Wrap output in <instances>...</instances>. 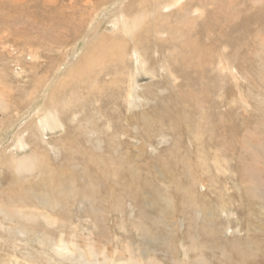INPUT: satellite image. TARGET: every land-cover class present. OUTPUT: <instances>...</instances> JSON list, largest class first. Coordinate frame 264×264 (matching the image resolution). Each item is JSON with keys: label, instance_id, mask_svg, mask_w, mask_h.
<instances>
[{"label": "rangeland", "instance_id": "rangeland-1", "mask_svg": "<svg viewBox=\"0 0 264 264\" xmlns=\"http://www.w3.org/2000/svg\"><path fill=\"white\" fill-rule=\"evenodd\" d=\"M198 1L0 0V264H264V0Z\"/></svg>", "mask_w": 264, "mask_h": 264}, {"label": "bare ground", "instance_id": "bare-ground-1", "mask_svg": "<svg viewBox=\"0 0 264 264\" xmlns=\"http://www.w3.org/2000/svg\"><path fill=\"white\" fill-rule=\"evenodd\" d=\"M201 1V0H200ZM200 1H198V2H200ZM190 2V1H189ZM192 2V1H191ZM180 3V2H179ZM194 3V2H193ZM137 4L138 5H142V2H137ZM191 4V3H190ZM195 4V3H194ZM194 4H192L191 6H193ZM187 4H185V7H188V6H186ZM196 5V4H195ZM198 5V4H197ZM196 5V6H197ZM143 6V5H142ZM184 7V8H185ZM190 7V6H189ZM188 7V8H189ZM193 8H194V6H193ZM181 9V8H180ZM183 9V8H182ZM181 9V10H182ZM146 10V9H145ZM184 10V9H183ZM121 11V10H120ZM122 12V11H121ZM183 12V11H182ZM181 12V13H182ZM184 13V12H183ZM117 14H118V12H117ZM149 14V13H148ZM177 15H180L179 13H176ZM187 15H189V14H187ZM147 16V15H146ZM158 16V15H157ZM208 16V15H207ZM116 18H118L117 16H116ZM130 17H128V14L127 15H123V20H122V22H123V31L124 32H126V34L127 33H131V32H133L132 33V36L134 35V37H135V35H136V32L138 31V29H140V27H141V25H142V23L143 22H146L145 21V18H139V16H136V17H131V20H128ZM121 19V18H120ZM119 18L118 19H116V21H117V23H118V20H120ZM155 18L153 17V19H152V21L154 20ZM217 19V18H216ZM115 20V19H114ZM148 20V19H147ZM150 20V19H149ZM156 20V19H155ZM214 20V19H213ZM128 21H130L132 24H133V27H131V28H129L128 27V25L129 24H131L130 22H128ZM186 21V20H185ZM120 22V21H119ZM121 22V23H122ZM155 22V21H154ZM117 23H115V24H117ZM148 23H149V21H148ZM162 23V22H161ZM161 23L159 24V25H161ZM169 23V21L167 22V24ZM119 24V23H118ZM171 25H172V23H170ZM187 24H189V22L187 21V23H186V25ZM167 26H170V25H167ZM122 27V26H121ZM172 27H174V25L172 26ZM177 27V26H176ZM143 28V27H142ZM141 28V29H142ZM169 28V27H168ZM190 28V27H189ZM207 28V27H206ZM151 29V28H150ZM159 29V28H158ZM162 29H164L163 27H161V29H159L160 31L162 30ZM172 29H175V28H172ZM171 28H170V30H172ZM191 29V28H190ZM143 30V29H142ZM180 30V29H179ZM151 31V30H150ZM156 31V35H159L158 33H157V31L158 30H155ZM176 31V30H175ZM174 31V32H175ZM143 32H144V30H143ZM159 32V31H158ZM162 32V31H161ZM173 32V33H174ZM135 33V34H134ZM138 33H140V32H138ZM152 33V32H151ZM151 33H145V35H147V34H149V35H151ZM154 33V32H153ZM182 33V32H181ZM144 33H142V35H143ZM175 34H177L176 32H175ZM218 34H220V33H218ZM94 35H96V34H94ZM99 35V34H98ZM139 35V34H138ZM155 35V34H154ZM171 35V34H170ZM221 35V34H220ZM99 36H102L101 34L99 35ZM144 36V35H143ZM171 36H173V34L171 35ZM170 36V37H171ZM177 36V35H176ZM183 36V35H182ZM181 36V37H182ZM108 38H109V36H107ZM145 37V36H144ZM178 37V36H177ZM180 37V38H181ZM200 37V36H199ZM221 37H222V35H221ZM103 38H105V37H103ZM126 38V37H125ZM128 38V37H127ZM126 38V39H127ZM141 38V37H140ZM146 38V37H145ZM172 38V37H171ZM184 38V37H183ZM225 38V37H224ZM91 39H93V38H91ZM99 39H100V42H101V40H102V37H99ZM106 39V38H105ZM110 39H111V37H110ZM133 39V38H132ZM143 39V38H142ZM147 39V38H146ZM182 39V38H181ZM227 39V38H226ZM230 39V38H229ZM95 40H97V39H95ZM134 40H135V38H134ZM134 40H132V42L134 41ZM179 40V38L176 40V41H178ZM108 41V40H107ZM129 41V40H128ZM230 41V40H229ZM93 42H95V41H93ZM109 42V41H108ZM112 42V41H111ZM113 42L115 43V42H118L115 38H114V40H113ZM134 42H136V40L134 41ZM141 42V41H140ZM227 42V41H226ZM97 43H99V42H96V44ZM101 43H103V41L101 42ZM110 43V42H109ZM120 43H123V40H121V41H119V43H117V44H120ZM130 43V42H129ZM149 43H151V42H149ZM188 43V42H187ZM233 43V42H232ZM100 44V43H99ZM98 44V45H99ZM133 44V43H132ZM131 44V45H132ZM136 44V43H135ZM142 44V43H141ZM102 45V44H101ZM107 45V44H106ZM110 45V44H109ZM130 45V44H129ZM130 45V46H131ZM149 45V44H148ZM147 45V46H148ZM156 45V44H155ZM104 46V44L101 46V47H103ZM112 46V45H111ZM129 46V47H130ZM132 46H134V45H132ZM150 46V45H149ZM148 46V47H149ZM136 47H138L137 45H136ZM100 49V47H98L97 46V49ZM105 48V47H104ZM144 48V47H143ZM97 49H95V50H97ZM98 49V50H99ZM129 49V48H128ZM138 49V48H137ZM145 49V48H144ZM143 49V50H144ZM156 49H158V48H156ZM97 50V51H98ZM101 50V49H100ZM110 50H112V49H110ZM139 50V49H138ZM149 50V49H148ZM107 51V50H106ZM136 52H137V54H138V51L137 50H135ZM145 51V50H144ZM152 51H156V50H152ZM160 51V50H159ZM190 51V50H189ZM86 52V51H85ZM99 52V51H98ZM102 51H100L99 53H101ZM110 52V51H109ZM139 52H140V50H139ZM145 52H149V51H145ZM144 52V53H145ZM94 53H95V51H94ZM93 53V54H94ZM97 53V52H96ZM96 53H95V55H96ZM120 53H123V51L121 50V52ZM127 53H129V52H127ZM161 53V52H160ZM86 54H87V52H86ZM150 54V53H149ZM148 54V55H149ZM193 54V53H192ZM88 55V54H87ZM100 55V54H99ZM107 55H109V54H107ZM115 55V54H114ZM124 55V54H123ZM138 55H140V54H138ZM151 55H152V53H151ZM158 55H159V53H158ZM161 55V54H160ZM89 56V55H88ZM98 56V55H97ZM106 56V55H105ZM117 56H119V55H117ZM126 55H124V58H126L125 57ZM135 56V55H134ZM162 56V55H161ZM112 57V56H111ZM139 57V59H140V61L138 60V62L140 63V64H142L141 66L143 67V68H145V66H144V64H145V62H144V60H145V58H144V56H138ZM154 57V56H153ZM106 58V57H105ZM129 58V57H128ZM160 58V57H159ZM158 58V59H159ZM162 58V57H161ZM165 58H166V56H165ZM93 59H95V58H93ZM148 59H149V57H148ZM151 59V58H150ZM156 59V58H155ZM197 59V58H196ZM97 60V59H96ZM104 60V59H103ZM136 60V61H137ZM85 61V60H84ZM95 61V60H94ZM127 61H128V59H127ZM148 61V60H147ZM157 61V60H156ZM158 61H160V60H158ZM99 62V61H98ZM118 62V61H117ZM130 62V61H129ZM134 62V61H133ZM94 63V62H93ZM103 63V62H102ZM149 63V62H148ZM96 64H97V61L95 62V64H92L91 66H93V65H95L96 66ZM104 64V63H103ZM102 64V65H103ZM167 64V63H166ZM208 64V63H207ZM89 66H90V64H88ZM101 65V66H102ZM162 65V64H161ZM82 66V65H81ZM100 66V65H99ZM109 66V65H108ZM119 66V65H118ZM110 67V66H109ZM234 67V66H233ZM82 68V67H81ZM98 68V67H97ZM226 68V67H225ZM91 69H92V67H91ZM112 69V68H111ZM114 69V68H113ZM116 70H118L117 68H115ZM82 70H83V68H82ZM101 70H103V72L101 71ZM101 70H100V68H99V72L101 71V73H104L105 71H104V69H102L101 68ZM110 70V69H109ZM90 71V70H89ZM92 71H93V69H92ZM146 71V70H145ZM142 72H144L142 69H140V73H142ZM172 73H173V71H172ZM171 73V74H172ZM115 74V73H114ZM132 74H133V72H132ZM144 74V73H143ZM88 75V74H87ZM168 75H169V73H168ZM173 75V74H172ZM95 76V75H94ZM98 76V75H97ZM174 76H176V75H174ZM173 76V77H174ZM178 76V75H177ZM91 77V76H90ZM143 77V76H142ZM3 78V77H2ZM128 78V77H127ZM141 78V77H140ZM145 78V77H144ZM149 78V77H148ZM154 78V77H153ZM153 78H151V79H153ZM94 79V78H93ZM146 79H147V76H146ZM136 81V80H135ZM150 81V80H149ZM128 82H129V79H128ZM137 82V81H136ZM37 83V82H36ZM141 86V85H140ZM49 87V86H48ZM134 87V86H133ZM135 89H136V87H135ZM142 89V88H141ZM43 90V89H42ZM53 90V89H52ZM135 93H136V90H135ZM134 93V94H135ZM94 94V93H93ZM92 94V95H93ZM133 95V94H132ZM112 96H114V95H112ZM131 97H135V96H131ZM136 98V97H135ZM188 98V97H187ZM47 99V98H46ZM186 102V101H185ZM91 103V102H90ZM186 104V103H185ZM185 104H184V106H185ZM2 105V104H1ZM132 105V104H131ZM192 109V108H191ZM9 110V109H8ZM69 110V109H68ZM171 110V109H170ZM175 110V109H174ZM60 111V110H59ZM67 111V110H66ZM65 111V112H66ZM118 111V110H117ZM6 112V111H5ZM51 113V112H50ZM119 114V113H118ZM65 115V114H64ZM120 115V114H119ZM118 116V115H117ZM174 116V115H173ZM45 118V117H44ZM60 118H62V117H60ZM45 121L43 122H41L40 123V126L42 127L44 124L46 125V126H48V124L50 123V121L52 122V125L55 127L56 125L58 126L59 125V121H57V120H55V119H53V117H51V116H49V117H47L46 119H44ZM184 120V119H183ZM41 121V120H40ZM53 121H55V122H53ZM178 121V120H177ZM176 123V122H175ZM63 127V126H62ZM117 130H120V129H117ZM122 132V131H121ZM59 138V137H58ZM118 142H120V141H118ZM140 143V142H139ZM133 144V143H132ZM143 144V143H142ZM141 144V145H142ZM20 146V145H19ZM23 148V147H22ZM67 148V147H66ZM54 149V148H53ZM140 149V148H139ZM55 150V149H54ZM20 157H23V156H20ZM17 158H19V157H17ZM13 162H14V159H13ZM33 162V161H32ZM31 162V159H29L28 157H26V158H23V159H19V160H17V161H15V163H16V168L17 169H19L20 171H30L31 169H32V166H33V163ZM42 167V166H41ZM40 170V169H39ZM33 173H35L34 171H33ZM32 173V174H33ZM39 173H40V171H39ZM31 174V175H32ZM35 174H37V173H35ZM34 174V175H35ZM25 176V175H24ZM38 176H40V175H38ZM26 177V176H25ZM36 177H37V175H36ZM29 178V177H28ZM39 178V177H38ZM36 179L37 181L39 180V179ZM30 179V178H29ZM29 179H27V180H29ZM33 181V180H32ZM35 181V180H34ZM33 181V182H34ZM29 182H31V181H29ZM36 182V181H35ZM31 184H32V182H31ZM30 184V185H31ZM34 184V183H33ZM32 184V185H33ZM36 184V183H35ZM42 184V183H41ZM34 186V185H33ZM43 186H44V184H43ZM35 188H37V186H35ZM44 188H45V186H44ZM39 189V188H38ZM85 191V190H84ZM86 194V193H85ZM89 195H90V193H89ZM89 195H87V197L89 196ZM38 196H40V197H44L45 195L44 194H42V195H38ZM94 196V195H93ZM39 197V198H40ZM53 197V196H52ZM64 197V196H63ZM67 197V196H66ZM90 197H92V195H90ZM163 197V196H162ZM169 197V196H168ZM57 198V197H56ZM61 198V197H60ZM60 198H59V201H61L62 202V200H60ZM163 198H165V197H163ZM42 199V198H41ZM40 199V200H41ZM62 199V198H61ZM64 199H65V197H64ZM94 199V198H93ZM65 200H67V199H65ZM164 200V199H163ZM43 201V200H42ZM44 203H43V205L47 202L49 205L51 204H53L52 206H54V205H56V204H58V203H60L57 199H53V198H50V200H45V197H44ZM64 201V200H63ZM168 202V201H167ZM5 203V202H4ZM7 203V202H6ZM46 203V204H47ZM1 204H3V202L1 201ZM0 204V205H1ZM59 205V204H58ZM8 206V205H7ZM48 205H46V207H47ZM60 206V205H59ZM62 206V205H61ZM1 207V206H0ZM5 207V206H4ZM3 208V207H2ZM165 209V208H164ZM166 210V209H165ZM19 211V210H18ZM22 213V212H21ZM24 214V213H23ZM28 214V213H27ZM30 214V213H29ZM28 214V215H29ZM34 214V213H33ZM38 214V213H37ZM24 215H26V214H24ZM27 215V216H28ZM35 215V214H34ZM51 215V214H50ZM32 216V215H31ZM46 216V215H45ZM30 217V216H29ZM32 217H35V216H32ZM49 217V216H48ZM49 219H51L50 217H49ZM58 220V219H57ZM60 220V219H59ZM54 222V221H53ZM50 223V222H49ZM142 223V222H141ZM55 225V224H54ZM142 231V230H141ZM46 234H47V232H46ZM41 235H42V233H41ZM60 235V234H59ZM40 237V236H39ZM42 238H44L43 236H41ZM41 239V238H40ZM40 239H38V240H40ZM52 239V238H51ZM55 239V238H54ZM42 241H44V243H45V240L44 239H42ZM41 241H39V243H40ZM43 243V242H42ZM41 243V244H42ZM48 243V242H47ZM49 243H51V242H49ZM73 244L71 247H70V244ZM53 244H54V248L56 249V251L57 252H60L61 254H64V253H67V254H75L76 252V249H78V246H77V244H76V242H73V241H71V240H66L64 237H60L59 239H58V242H56L55 243V240H54V242H53ZM195 244V243H194ZM131 245V244H130ZM48 246H50V245H48ZM104 247V246H103ZM190 247V246H189ZM191 248H193V247H191ZM95 251V250H94ZM56 252V253H57ZM91 252H92V250H91ZM93 253V252H92ZM81 254H84V253H82V251H81ZM85 254H87V253H85ZM73 258V257H72ZM66 259V258H65ZM77 259V258H76ZM80 259H82V258H80ZM201 259V258H200ZM79 260V259H78ZM83 260V259H82ZM201 261H204L203 259H201ZM118 264H124V262L123 261H119V263Z\"/></svg>", "mask_w": 264, "mask_h": 264}]
</instances>
